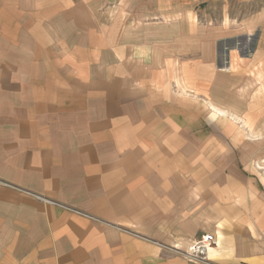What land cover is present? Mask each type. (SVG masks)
Listing matches in <instances>:
<instances>
[{
	"label": "crops",
	"instance_id": "crops-1",
	"mask_svg": "<svg viewBox=\"0 0 264 264\" xmlns=\"http://www.w3.org/2000/svg\"><path fill=\"white\" fill-rule=\"evenodd\" d=\"M135 10L188 51L125 37ZM263 113L264 0H0V264H264V125L228 122Z\"/></svg>",
	"mask_w": 264,
	"mask_h": 264
},
{
	"label": "rangeland",
	"instance_id": "rangeland-1",
	"mask_svg": "<svg viewBox=\"0 0 264 264\" xmlns=\"http://www.w3.org/2000/svg\"><path fill=\"white\" fill-rule=\"evenodd\" d=\"M217 3L219 6L222 4L224 8H226L225 4H223L222 1H213ZM233 7L235 5V2L232 3ZM240 6V7H239ZM238 6V15L241 17L242 13L245 14H251L253 11L257 10V5H249L246 2L241 3ZM208 2L201 1L197 3V9H196V15H195V21L197 23V29L199 28L201 32V36H198L196 38V41L192 40L190 41L191 44L197 45L200 37L204 35V30H207L208 32H212L216 29H214L218 23L222 21V16L219 14L218 9H209L208 8ZM234 13V12H233ZM234 15L237 14H233ZM126 16V15H125ZM170 16H163V17H153L149 13L143 11V12H137L132 11L127 17L120 21V27L119 30L123 31V35L133 41H146V42H158L160 47L163 49L165 54H167L170 50L175 52H186L188 51L187 46V36H185L183 29H182V22H183V15L180 14V23L176 21V23L172 24L171 20H167ZM216 24V26H215ZM122 28V29H121ZM208 34V33H207ZM203 39V37H202ZM238 44L243 43L246 44L247 42L237 39ZM230 43V42H229ZM232 43V42H231ZM237 44V43H236ZM230 45V44H229ZM194 46V47H195ZM239 46V45H238ZM237 46V47H238ZM191 47V46H189ZM255 43L250 42L246 45L245 48L240 49L241 55L251 56L255 54ZM225 54V53H224ZM209 109L212 110V113L210 117L206 118L207 123L211 124H219V117L215 116L217 111L213 107H209ZM207 117V116H206ZM229 124H240V125H261V127L264 125V113L259 117H254L252 120L250 118L245 119L243 117H235L233 115L228 117ZM243 120V121H242ZM227 122V123H228ZM226 123V124H227ZM248 136L249 140H256L259 138V141L261 142L260 148L255 149L251 148V145H249V149H245V152L247 153L248 157H252L251 153L254 154V156H258V161L262 166H264V133H244ZM256 136H258L256 138ZM245 146H247L245 144ZM210 233V232H209ZM170 247V246H169ZM171 248V247H170ZM172 249V248H171ZM175 252V251H174Z\"/></svg>",
	"mask_w": 264,
	"mask_h": 264
},
{
	"label": "built area",
	"instance_id": "built-area-1",
	"mask_svg": "<svg viewBox=\"0 0 264 264\" xmlns=\"http://www.w3.org/2000/svg\"><path fill=\"white\" fill-rule=\"evenodd\" d=\"M216 242V237L213 233H204L187 250L174 248V251L185 257L190 262L207 263L209 262L208 252L210 247Z\"/></svg>",
	"mask_w": 264,
	"mask_h": 264
},
{
	"label": "bare ground",
	"instance_id": "bare-ground-1",
	"mask_svg": "<svg viewBox=\"0 0 264 264\" xmlns=\"http://www.w3.org/2000/svg\"><path fill=\"white\" fill-rule=\"evenodd\" d=\"M228 70V69H227ZM262 169H264V167H261Z\"/></svg>",
	"mask_w": 264,
	"mask_h": 264
}]
</instances>
